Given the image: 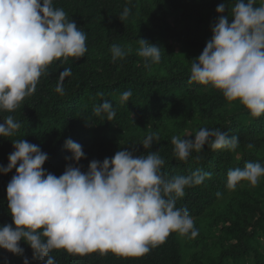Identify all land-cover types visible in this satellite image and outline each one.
<instances>
[{
  "label": "trees",
  "instance_id": "obj_1",
  "mask_svg": "<svg viewBox=\"0 0 264 264\" xmlns=\"http://www.w3.org/2000/svg\"><path fill=\"white\" fill-rule=\"evenodd\" d=\"M225 0H53L86 34L87 52L81 58L54 61L41 76L34 94L26 97L14 112L0 111V123L12 115L21 127L11 136L0 137V166H7L14 151L12 141L24 139L38 145L48 160L43 167L56 176L71 161L64 148L66 139L79 143L86 158L79 161L87 171L92 160L111 158L118 150L135 155L159 152L170 178L190 175L196 169L211 173L201 185L186 187L176 201L186 207L198 235L172 232L166 240L139 257L99 250L86 254L53 250L57 264H264V177L256 186L242 181L235 190L227 187L230 169L246 162L264 165V115L252 116L238 101L229 102L211 85L189 82L191 64L211 39V25L218 18L216 8ZM261 0H257V6ZM228 12L234 0H226ZM125 7L127 19L119 17ZM231 23V20H229ZM161 47V60L144 66L137 55L139 39ZM128 51L123 60L113 61L111 47ZM71 68L63 80L64 93L56 91L60 73ZM132 91L122 102L124 91ZM102 94V96L100 95ZM110 101L116 111L112 121L94 115V107ZM201 128H218L239 138L235 151L213 150L205 145L193 151L187 161L174 155L171 138L190 137ZM158 133L150 149L142 141ZM249 144L254 145L248 148ZM198 157V159H197ZM15 169L0 172V226L12 224L7 184ZM23 256L0 248V264H42L24 241Z\"/></svg>",
  "mask_w": 264,
  "mask_h": 264
},
{
  "label": "clouds",
  "instance_id": "obj_2",
  "mask_svg": "<svg viewBox=\"0 0 264 264\" xmlns=\"http://www.w3.org/2000/svg\"><path fill=\"white\" fill-rule=\"evenodd\" d=\"M228 12L226 0L217 6L218 18L211 25L212 37L202 53L194 58L189 82L211 85L229 101H238L255 117L264 115V0H234ZM125 7L119 17L128 18ZM231 20V23H229ZM87 36L53 0H0V111L14 112L37 89L41 76L57 60L81 58L87 52ZM113 61L123 60L128 51L113 45ZM137 55L148 69L161 60V47L139 39ZM71 75L65 68L56 91L64 93L63 80ZM102 96V94H100ZM132 91H124L121 101H129ZM94 115L112 121L116 111L104 100L93 109ZM21 124L8 115L0 123V137L11 136ZM158 133L148 134L143 149H150ZM14 151L0 172L15 169L7 184L8 208L12 224L0 226V248L23 256L24 241L33 258L42 264H57L53 250L73 254L111 251L139 257L163 243L172 233L195 238V228L186 207L176 201L185 188L201 185L211 173L196 169L190 175L168 177L159 152L136 156L133 150H118L111 158L92 160L87 171L79 161L85 159L82 146L66 139L71 152L63 174L56 176L43 167L47 153L24 139L12 141ZM174 155L187 161L193 151L200 153L207 144L213 150L235 151L239 138L218 128H201L190 137L171 138ZM248 148L254 147L249 144ZM198 159V157H197ZM264 177V165L246 162L243 168L230 169L227 187L235 190L242 181L256 186ZM23 264H29L27 257Z\"/></svg>",
  "mask_w": 264,
  "mask_h": 264
}]
</instances>
